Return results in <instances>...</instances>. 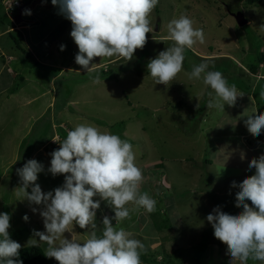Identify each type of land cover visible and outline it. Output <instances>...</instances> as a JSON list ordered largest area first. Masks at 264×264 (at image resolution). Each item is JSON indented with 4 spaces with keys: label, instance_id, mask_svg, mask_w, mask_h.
I'll return each mask as SVG.
<instances>
[{
    "label": "rangeland",
    "instance_id": "1",
    "mask_svg": "<svg viewBox=\"0 0 264 264\" xmlns=\"http://www.w3.org/2000/svg\"><path fill=\"white\" fill-rule=\"evenodd\" d=\"M0 3L4 5L0 6V50L6 58L5 63L0 62V213L10 216V238L22 247L30 244L29 239H39L34 232L45 231L39 215L43 206L16 200L15 191L21 185L17 169L35 159L44 169L36 181L42 192L61 186L64 176L48 172L50 153L60 146L53 139L59 137L62 141L65 131L77 124H88L131 141L136 165L144 175L140 190L157 202L152 213L164 208V200L172 208L167 212L171 227L161 231L155 229L152 213L143 208L130 211V219L120 223L112 220L114 228L122 227L132 234L130 238L144 243L141 256L160 260L162 255L169 257L179 251L189 260L184 264H196L197 260L199 264H240L232 260L227 246L214 237L206 216L217 206L232 215L242 211V206H236L239 188L233 187L232 182L238 185L253 175L255 169L249 168V161L264 153V140L248 132L244 124L247 117L242 115L256 109L255 114L264 112V105L257 108L251 94L236 88L244 95L237 98L235 106L225 104L224 111L208 108V92L212 90L202 80L189 79L188 73L205 58L208 70L221 72L229 83L245 84L248 65H258L264 72L263 63L259 65L257 61L259 54L264 53V1L251 4L244 0H159L149 16L153 32L146 34L143 49H137L130 61L115 56L94 58L97 71L91 76L75 62L78 47L70 36L71 21L60 12L59 5H52L51 0ZM15 5L24 6L30 14H22L24 9L18 20L20 6ZM237 12L247 18L245 25L236 23L233 15ZM5 14L10 22L3 24ZM181 15L189 17L194 28L203 30L205 43L197 42L192 49H185L183 69L170 85L155 84L146 65L171 46V41L160 40L167 35V24ZM26 23L33 24L31 48L23 41ZM9 29L18 30L12 32L16 38L23 33L22 40L13 43L12 36L4 34ZM25 48L28 51L23 53ZM10 53L23 56L22 59L28 54L33 62L23 60L30 67L24 69L20 65L24 81L17 80L12 93L8 90L15 81L12 66L19 60L11 63ZM97 75L99 82H93ZM261 134L264 137V130ZM254 147L263 151H254ZM27 190L30 192L31 186ZM168 195L174 200L170 202ZM246 203L251 206L250 201ZM126 207L131 210L135 206L129 203ZM32 208L37 211L34 213ZM25 215L27 221L23 219ZM105 215L114 217V212L101 200L96 210V232ZM90 231V227L80 229L74 225V232L64 235L82 242ZM37 244L46 252L45 242ZM247 264L262 262L249 259Z\"/></svg>",
    "mask_w": 264,
    "mask_h": 264
},
{
    "label": "clouds",
    "instance_id": "2",
    "mask_svg": "<svg viewBox=\"0 0 264 264\" xmlns=\"http://www.w3.org/2000/svg\"><path fill=\"white\" fill-rule=\"evenodd\" d=\"M51 3L59 5L60 12L71 21L70 36L78 47L75 62L91 76L97 71L92 67L94 58L115 56L130 61L137 49H143L146 34L153 32L149 16L159 0H51ZM22 14H30V10L25 9ZM160 41L172 44L150 59L146 67L155 84L168 86L183 69L185 49H192L197 42L205 43V37L202 29L193 27L189 17L181 15L167 24V35ZM60 50H64L63 45ZM208 69L205 58L188 73L189 79L202 80L212 90L208 92L206 107L224 111L225 104L235 106L237 98L244 94L238 93L234 84L229 86L221 72ZM99 80L98 75L93 77V82ZM260 95L264 97V92ZM256 111L242 115L247 117L244 124L253 136L264 130V112L255 114ZM53 140L60 146L50 153L48 172L64 176L61 186L42 192L36 181L37 174L44 169L35 159L17 169L21 185L15 191L16 200L43 206L39 215L45 231L34 232L39 239H29L28 243L36 247L38 241L45 242L48 247L44 255L58 264H141L144 243L130 238L132 234L124 228H114L112 223L130 219V211L140 208L147 213L156 210L157 202L140 190L144 175L136 165L132 144L88 124H77L62 141L59 137ZM248 166L255 173L238 185L232 182L233 187L239 188L236 206H242V211L232 215L217 206L206 220L214 230V237L227 246L232 260L247 264L252 259L264 264V154L251 159ZM97 196L100 199L94 200ZM101 200L112 208L114 217L102 218V234L98 236L95 221ZM129 203L135 206L131 210L126 207ZM32 211L35 213L37 209ZM23 219L27 221V215ZM9 221L8 213H0V260L4 264H23L17 259L21 245L8 232ZM74 225L80 229L90 227L92 231L82 242L66 238L64 234H72Z\"/></svg>",
    "mask_w": 264,
    "mask_h": 264
},
{
    "label": "trees",
    "instance_id": "3",
    "mask_svg": "<svg viewBox=\"0 0 264 264\" xmlns=\"http://www.w3.org/2000/svg\"><path fill=\"white\" fill-rule=\"evenodd\" d=\"M244 1L247 3H251V4H259V3L263 2L264 0H244ZM0 6L4 7L3 3H0ZM15 6H16V8H18L20 5H15ZM24 9H25V7H24ZM5 21L10 22L9 18H7V14H5V16L3 17V24ZM15 30L16 29H12V30L9 29L8 31H5V33H4V34H8V35L12 36L13 43H15V42L17 43L18 40L21 41L23 38L22 33H21V36L18 35V37H20V38H16L14 36V34L12 33ZM16 31H18V30H16ZM8 47H10V49H12L11 46H7L6 48H8ZM26 50L27 49L25 48L21 51H23V53H25L28 51V50L27 51ZM1 51L2 50H0V60H1L0 62L5 63L6 58ZM9 55H12L11 60H10L11 63L14 60H16V61L19 60V63L13 64L12 68L14 70L18 69V67H21L20 65L25 66V68L30 67L28 64L23 63V60L25 61L26 59H27L26 61H30L28 54L26 55V59H22L23 56L20 57L18 54H14V53H10ZM12 58H14V59L12 60ZM257 59H258L257 61L259 62V65L261 63H263V65H262V68H263L264 67V53L261 52V54H259ZM30 62H32V61H30ZM34 62H37V61L34 60ZM247 68H248V70L245 71V77H244L245 79H247L245 84L243 83V85H241V84H238L236 82H232V83L228 82V84L229 85L234 84L236 86V88H238V89H240V90H242L248 94H251V97L253 99H255V100H253L255 102V106L257 108H259L258 107L259 105H264V97H262L260 95L262 91L264 92V90H262L263 89V82H264V72L259 70L258 65L257 66H254V65L249 66L248 65ZM108 72H109V70L106 71V73H108ZM22 79H23V76L21 74L17 73L16 80L13 83L14 86H12V88L8 89L10 91V93H12L14 90H16V88L18 86V81L19 80L21 81ZM241 79L242 78L238 77L239 82H241ZM182 102L183 101L181 100L177 104V106L179 107ZM175 107H176V103H175ZM123 123L124 122H120L121 125H123ZM63 132H64V130H63ZM64 135L65 136L67 135L66 131H65ZM61 137L63 138L64 136L61 135ZM258 138L264 139L262 134L258 135ZM129 143H131V141H129ZM55 149H58V147L54 148V150ZM157 166H160L162 168V164H157ZM167 198L170 200V202L174 200V197H172L173 198V200H172V198H170V195H168ZM163 207L164 208L158 209V213H152V217L154 219L153 225L157 231H161L164 229H170V227H171V222H170L171 216H169V214L167 212L169 210H171L172 208L169 207L168 201H166V200L163 201ZM166 209H167V211H166ZM159 211L160 212L163 211L164 213L162 212L161 214H159L160 213ZM101 221H102V219H101ZM102 229H103V224L101 222L100 230L97 231L98 236L102 234ZM19 252H20V255H19V257H17V259L21 260L23 262V264H57V261L54 258H47L44 255L46 252L40 244H37L36 247L31 246V244H28L26 246H22L20 248ZM200 254H201V252H200ZM140 259H141V264H162V263L163 264H184V262L189 261L187 258H184V256H182V253L179 251H174L173 255H170L169 257L162 255V259H160V260H157L155 257H151V256L148 257L146 255L141 256ZM185 259H187V260H185ZM0 264H4V262L2 260H0ZM196 264H199L198 260H197Z\"/></svg>",
    "mask_w": 264,
    "mask_h": 264
},
{
    "label": "crops",
    "instance_id": "4",
    "mask_svg": "<svg viewBox=\"0 0 264 264\" xmlns=\"http://www.w3.org/2000/svg\"><path fill=\"white\" fill-rule=\"evenodd\" d=\"M23 10H24V7H23ZM22 10V11H23ZM20 17H21V15H20ZM27 24V23H26ZM24 24L23 26V28H25L27 31H26V38H24L23 39V41L24 42H26L27 43V46L28 47H30L31 48V46H32V43H31V40H34V35H33V33H32V31H31V27H32V25L33 24ZM17 30V29H16ZM22 35H23V33H22ZM51 47H52V44L50 45V50H51ZM95 65H93V67H94ZM24 67V69H25V66H23ZM83 69V68H82ZM14 70V69H13ZM4 71H5V73H6V77L8 76L9 77V74H8V72H9V70L6 68V66L4 67ZM14 73H15V75H14V79L13 80H16V77H17V73H19V74H22V71H21V67H18V69H15L14 70ZM23 76V75H22ZM56 76V75H55ZM55 76L53 77V78H55ZM24 81V77H23V79L21 80V82H23ZM243 136H245V135H243ZM257 136H255V138H256ZM261 140H264V139H261ZM252 149H254V151H258V150H262V148L261 147H254V148H252ZM249 151H252V150H249ZM263 151V150H262ZM264 152V151H263ZM264 154V153H263Z\"/></svg>",
    "mask_w": 264,
    "mask_h": 264
},
{
    "label": "water",
    "instance_id": "5",
    "mask_svg": "<svg viewBox=\"0 0 264 264\" xmlns=\"http://www.w3.org/2000/svg\"><path fill=\"white\" fill-rule=\"evenodd\" d=\"M22 10H23V7H20V8L18 9V12H17V14H16L18 20L21 19L20 15H21ZM233 16H234V18H235V20H236V23H237L239 26H243V25H245V24L247 23V19L245 18L244 14H243L242 12H237V13H235Z\"/></svg>",
    "mask_w": 264,
    "mask_h": 264
},
{
    "label": "bare ground",
    "instance_id": "6",
    "mask_svg": "<svg viewBox=\"0 0 264 264\" xmlns=\"http://www.w3.org/2000/svg\"><path fill=\"white\" fill-rule=\"evenodd\" d=\"M231 174V173H230Z\"/></svg>",
    "mask_w": 264,
    "mask_h": 264
}]
</instances>
